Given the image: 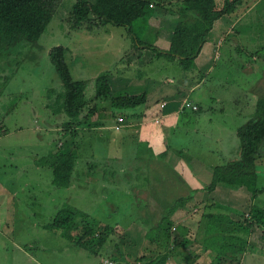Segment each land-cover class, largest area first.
Masks as SVG:
<instances>
[{
    "label": "rangeland",
    "instance_id": "374dc122",
    "mask_svg": "<svg viewBox=\"0 0 264 264\" xmlns=\"http://www.w3.org/2000/svg\"><path fill=\"white\" fill-rule=\"evenodd\" d=\"M157 1L163 8L156 11L158 14L152 19L135 22L133 33L141 42L150 44L155 43L158 35V46L167 50L176 27L175 13L183 0ZM223 1L219 0L220 4ZM75 2H61L38 44L27 43L0 63V124H4V129L9 132L0 136V180L7 184L10 200L0 212V264H99L107 258H116L122 264H135L137 257L150 254L153 249L145 236L147 231L152 235L156 233L158 228L154 223L165 213L179 210L183 204L191 206L186 209L197 216L198 212L205 210L203 203L208 199L207 191L194 193L192 201L182 199L179 203L173 202L179 195L164 189L166 181L161 182V176L154 172L160 171L159 168L153 171L151 183H148L150 176L144 174L152 171L147 168L151 160L141 148L138 152L133 139L126 138L116 153L113 151L114 147L107 143L109 130L122 132L125 119L119 122L117 117L112 129L105 126V129L94 128L92 131L76 129L75 126L72 129L60 121L59 110L64 109L62 98L65 90L49 57L54 47L63 46L68 50L67 63L69 66L72 64L71 73L75 80L85 81L81 79L82 75L87 78L78 71L81 64L90 68L104 66L102 63L95 66L96 60L88 59L80 45L96 50L94 58L98 60L101 54L110 53L108 59L115 60L110 69L114 74L125 72V75L132 76L143 73L151 75L157 83L167 79L177 83L180 77L193 73L184 72L178 62L160 59L148 50L139 49L134 35L126 28L107 24L100 31H94L92 37L85 31H72L65 20ZM263 23L264 0H248L241 10L218 22L216 32L213 30L217 50L210 49L213 52L211 57L214 54L219 60L214 71L205 75V79L201 78L204 80L200 88L201 103L205 110L199 115L188 111L191 120L187 126L180 127L177 138L172 140L174 148H187L183 155L187 162L193 164L194 159L202 162V159L211 157L224 162L218 156L219 148L213 136L237 125L241 107L250 119L259 98L264 97ZM213 39L210 38V42L213 43ZM119 48L123 51L120 62L118 57H114L118 56ZM120 88L119 83H113L115 96L123 94V90L118 91ZM95 89V82L88 86V99L94 95ZM104 103L99 107L112 105L111 101ZM109 113L126 111L114 108L105 112L106 115ZM56 124L59 125L56 134L49 132V128ZM189 125L198 130V134L186 138ZM228 142L234 145V138L229 136ZM58 150L77 157L73 173L77 181L69 190L53 185L52 169L39 165L41 159ZM261 160L257 167L260 178L256 188H264V150ZM228 193L218 189L214 196L226 206ZM237 195L248 198L245 191ZM235 205L241 210L238 203ZM255 205L263 208L264 194L258 197ZM245 206L242 203L241 207ZM65 210L77 213L76 218L70 221L74 228H82L85 224L94 227L102 223L117 227L118 232L110 236L95 255L70 241L63 230L50 226L57 214ZM166 221L164 225L170 227L175 238L174 234L177 235L179 230L175 232L171 220ZM162 233L160 238L164 245L176 248L175 241ZM184 261L187 263L188 256Z\"/></svg>",
    "mask_w": 264,
    "mask_h": 264
},
{
    "label": "trees",
    "instance_id": "16d2710c",
    "mask_svg": "<svg viewBox=\"0 0 264 264\" xmlns=\"http://www.w3.org/2000/svg\"><path fill=\"white\" fill-rule=\"evenodd\" d=\"M63 0H0V63L5 57L11 56L21 46L27 43L38 44L45 31L54 19L58 6ZM248 0H183L176 10V27L171 36L169 48L163 49L155 43H143L133 33L134 23L139 20H150L156 16L163 6L157 0H76L69 17L65 20L72 31H79L85 26L112 24L126 28L136 39V45L141 50H148L157 58L178 62L184 72L196 70V61L204 47L210 42V34L215 23L225 16H230L241 10ZM264 27V23L262 24ZM68 50L63 46L54 47L49 57L54 65L57 76L64 86L63 108L70 119H78L86 107L85 93L87 83L75 80L67 63ZM115 77L105 73L96 80V101H111L114 108L134 109L147 101V93L136 96L116 95L113 90ZM240 140L241 156L239 160L227 162L215 168L210 186L206 188L213 194L220 184L246 187L252 192V199L261 192L257 190V163L261 159V149L264 146V97L259 98L254 115L237 131ZM77 157L73 153L58 150L39 161V165L52 169L54 185L57 188H68L72 184L76 171ZM187 202L191 197H180ZM210 206L205 207L202 215L201 232L206 236L203 242L208 259L202 264H241L243 256L251 248L249 237L256 230L264 237V209L251 205L249 210L234 218L229 211L218 207L213 199ZM185 206V204H184ZM176 209H174V212ZM174 212L165 213L158 224L154 235L146 234L145 238L153 245L150 255L137 257L135 264H168L178 248L185 249L189 241L176 238V248L167 247L162 242L160 232L172 237L170 227L164 225ZM77 213L61 211L51 223L52 228L63 230L66 237L78 247L97 255L101 246L110 236L116 235L117 227L99 223L94 227L85 224L82 228H74L72 219ZM162 233V234H163ZM163 237V236H162ZM152 254V255H151ZM199 257H196L198 259ZM122 264L116 258H110ZM154 259L153 261H151ZM151 261L150 263H147Z\"/></svg>",
    "mask_w": 264,
    "mask_h": 264
},
{
    "label": "crops",
    "instance_id": "0c3cea01",
    "mask_svg": "<svg viewBox=\"0 0 264 264\" xmlns=\"http://www.w3.org/2000/svg\"><path fill=\"white\" fill-rule=\"evenodd\" d=\"M222 20L223 18L215 23L213 29L215 32L218 26V22H221ZM150 26L154 28L152 24H150ZM101 28L102 26H93L92 29L82 28L79 31H85L88 36L92 37V35H95L93 34V32H98ZM212 34L213 31L210 34L211 39L214 38L212 37ZM213 40V43L208 42L206 44L201 55L197 59L196 70L193 71V73L188 77H180L177 83L175 82V80H170L167 78V80L164 79V81L166 80L165 82L157 83L152 79L151 75L148 76V74L143 73H139L138 75L132 74V76L125 75V72L114 74L113 72H110L112 71L110 69H112L113 63L115 65V60L111 61L108 59V55L110 53L101 54L99 57L100 59L98 60V58H94L96 50L92 51L83 47L84 45H80L81 51H83V54L86 55L88 59L96 60L95 66L101 63L102 65H104L103 67L99 66L98 68H90V66H85V64L79 65V73L81 75L84 74L85 77H87L84 78L83 75H80L82 78H79L85 80V82L87 83V89L88 86L93 85L94 82L96 84V80L100 75L109 73L113 78L115 77V79L117 80L116 83L120 84L121 88L118 91L123 90L122 95L136 96L141 95L142 93H147V101L145 104L134 109H124L126 113H109L108 115H106L105 112H108L109 109H114V107L112 105H104L102 107H99L102 103H104V101L95 100V89V93L90 99L86 97L85 93L87 105L81 111L80 117L78 119H70L65 114L64 109H62L59 110V113H61V115H59L60 121H62L64 125H67V127H70L72 129L75 126L76 129L79 128L80 130H82L84 128H88L92 131V129L94 128H96V130L105 129V126H107L108 129H112V125L116 124L117 117L125 119L122 125L124 126L122 132L118 133L113 129L109 130L111 132H109V140L107 141V143L114 147L113 151L116 153L118 146L124 143L126 138L128 140L133 139V141L135 142L134 145L138 149V152L139 148H141L143 153L148 154L151 160L147 168H150L152 171L144 174L146 177L150 176V178L148 179V183H151L154 172L158 173L161 176V182L166 181V188L164 189L167 192H173L176 193V195H179V197L176 199L177 201L180 197L187 196L189 198L191 197L189 201H192L194 193L201 194L206 192V188L210 186L212 182L214 170L216 167L227 162L237 161L240 158L241 147L237 144V140L239 139L237 131L249 120V117L247 118L244 115V109L241 107L242 114L237 125L234 126L232 130H226L222 134L219 133L217 134V136H213L216 140L215 143L218 144L219 148V154H217L218 156L220 155L223 160H225L221 163L218 162L216 158L211 157L207 160L202 159V162L198 159H194L192 164L191 162H187L183 158V155H185L186 153L184 150H187V148L177 149L172 145V140L177 138L178 130H180V127L186 125L192 118L189 117L190 115H188L187 112H191L192 115H199L203 110H205L203 108V104L201 103L202 94L200 93V88L204 83V80L201 78L205 79V75L211 74L218 63L217 61L219 60V57L214 56V54L211 57L213 52L210 49L217 50V40L215 38ZM119 49L120 50L117 52L118 56L114 55V57H118L120 62L122 60V58L120 57L123 51L121 50V48ZM141 53L142 52H140V54ZM133 66L137 67L135 64H133ZM71 67L72 64L70 65V68ZM128 73L131 74L132 72ZM136 76L140 79H138ZM58 124H56L55 127L53 126L54 128L50 127L49 132H53L56 134V131L59 130L57 129V127H59ZM0 125H2L0 126V136L9 134V132L4 129V124ZM76 129L75 131H77ZM192 134H198V130L196 131V129L191 128V126L189 125L185 132V136L187 138V136ZM41 136L42 135L40 134L39 138H41ZM179 136H181L182 138V135ZM229 136H232L234 138V145L228 142ZM179 140L177 141V147L179 146ZM226 141L229 144H227ZM263 150L264 146L261 149V153L263 152ZM118 155H120V153ZM118 159L119 157L117 156L116 160ZM261 161V159L258 161L257 167L259 166V163ZM158 168L160 171H154L158 170ZM36 172L40 173V171ZM50 172H52L53 174V171ZM257 174L259 180L260 171H258V168ZM74 176L76 177V175ZM74 176L72 179V184L68 188L62 189L69 190L70 188L75 187V182L77 181V179L75 180ZM53 181L54 174L52 179V184L54 185ZM7 188V184L0 180V212L3 209V205H5L6 202H10L9 192ZM217 188L229 192V197H227L228 200L225 201L226 206L221 204L218 198L214 196V194H216L218 191L217 189V191L215 190L212 195L207 192L208 199L203 203V208H205L207 205L210 206L211 204H213V202L210 201L211 199H213L214 202L217 203L218 207L225 208V210L229 211V213L234 218H238L239 214L241 215L243 214V212L249 210V207L251 205L257 204L258 197H260L261 194H264L263 187H257V190H260L261 192L254 199H252V192L246 187H234L220 184ZM243 191L248 194L247 199L237 195L238 192L241 193ZM176 200H174L173 202H175ZM239 202H242L246 206L244 208L241 207L242 203ZM237 203L240 205L241 210H239L238 206L236 207L235 204ZM187 207L191 206H188L186 204L183 208L175 210L176 212H174V214L171 216V223L172 225H175L173 230L175 232L179 230V233L177 235L174 234L175 238H173L172 236L171 239H173V241H175L176 238L179 240H188L189 244L185 249L178 248V250H175L176 253L174 257L170 258L168 264H183L185 262V256H188V261L184 264H202L205 263L204 259L207 260V257H209L208 253H206V248L203 245L206 236L202 235L201 232V223L203 220L202 215L205 213L206 209L203 210V212H198L199 215L197 216L188 211V209H186ZM262 209H264V206ZM162 218L163 217H161V219ZM158 222L159 221H156L154 224ZM165 222L167 221L165 220ZM248 241L251 248L243 256L241 264H264V237L261 231L256 230V232L249 237ZM196 257L199 258L195 260ZM153 260L154 259H152L151 261ZM151 261L147 263H150Z\"/></svg>",
    "mask_w": 264,
    "mask_h": 264
},
{
    "label": "built area",
    "instance_id": "2783aa9c",
    "mask_svg": "<svg viewBox=\"0 0 264 264\" xmlns=\"http://www.w3.org/2000/svg\"><path fill=\"white\" fill-rule=\"evenodd\" d=\"M119 122H123L122 118L118 119ZM122 125V124H120ZM99 264H117V262H115L114 260L107 258V259H103Z\"/></svg>",
    "mask_w": 264,
    "mask_h": 264
}]
</instances>
